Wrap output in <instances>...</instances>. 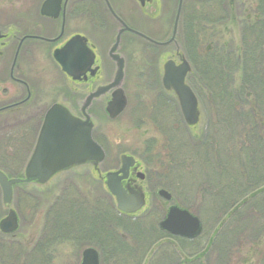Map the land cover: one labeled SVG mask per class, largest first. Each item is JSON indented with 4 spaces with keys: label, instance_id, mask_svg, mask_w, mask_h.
<instances>
[{
    "label": "rangeland",
    "instance_id": "rangeland-1",
    "mask_svg": "<svg viewBox=\"0 0 264 264\" xmlns=\"http://www.w3.org/2000/svg\"><path fill=\"white\" fill-rule=\"evenodd\" d=\"M223 2L183 0L179 25L181 21L184 27L194 17V21L202 19L203 14L212 21L221 11L225 13L222 4L226 2H232L238 14L245 5L243 0ZM177 5L178 0H157L155 15L146 17L135 3V20L124 19L151 39L166 41L172 34ZM238 14L213 25L216 51L222 47L223 54L228 53V60L220 65L204 63L210 52H201L202 58L196 56L183 30L163 46L130 33L122 35L117 51L126 67L119 86L124 89L127 107L111 119L105 113V101L94 100L99 95L91 97V135L106 150L104 163L96 168L79 164L74 170L54 174L43 185L37 182L16 188L9 206L0 193V220L9 207L20 220L17 231L0 236V264H80L87 247L98 250L100 264H225L220 257H226L227 264H264V136L262 141L253 140L259 138V119L264 116V47L261 59L254 58L255 53L249 51L251 39L243 40ZM106 52L102 44L99 53L107 70L101 73L115 79L117 68ZM168 60L189 64L186 82L197 99L196 124L187 123L176 92L164 85ZM43 79L45 84L55 80L67 96L74 86L79 90L78 101L86 94L80 91L83 85H74L57 68H45ZM63 98L61 91L59 100ZM255 101L258 106L252 111L250 104ZM254 116L256 124L252 123ZM16 131L0 130V169L11 176L21 172L23 163L9 160L17 147L3 135ZM16 152L22 161L25 153ZM123 156H133L145 174L143 181L136 182L144 206L130 213L131 217L117 209L104 179L107 172L120 169ZM160 190L167 191L171 201L160 196ZM77 197L102 215L84 205L76 212L71 203ZM170 204L199 218L202 232L194 240L169 239L160 230L158 224ZM253 211L261 215L254 222L246 218ZM83 226L90 227V235L80 239L77 229ZM103 229L107 239L100 245ZM204 252L205 256H199Z\"/></svg>",
    "mask_w": 264,
    "mask_h": 264
},
{
    "label": "flooded vegetation",
    "instance_id": "flooded-vegetation-1",
    "mask_svg": "<svg viewBox=\"0 0 264 264\" xmlns=\"http://www.w3.org/2000/svg\"><path fill=\"white\" fill-rule=\"evenodd\" d=\"M155 2L157 0L145 1L144 4H140L138 0H0V130L7 128L17 130L16 132H5L6 135H3V137L7 142L13 141L15 143L16 151L22 150L25 153L22 161L18 158L19 155L16 151L15 154L12 153L9 157L12 163H23V168L18 175L11 176L0 169L8 179L23 180V182L12 186L13 195L16 188H28L37 183L38 179H42L28 177L26 171L32 162L35 149L40 140L46 114L54 104L59 103L67 108L73 116L85 119L82 115L85 101L91 94L98 93L94 98L99 96L94 100L105 101L104 110L108 115L106 111L107 103L113 92L121 85L119 86L116 83L115 79L112 78V74L106 76L107 74L101 73V70H107V62L100 55V48L102 44H105L106 57L110 60V63H113V66L117 68L119 62H122L123 68H125L126 61L118 55L120 53L117 51V46L120 44L124 33L135 36V33L131 31H135V27L129 25L124 17L135 20V3L144 16L151 17L156 13ZM125 27L130 30H125ZM77 35L85 39L87 48L94 54V63L91 69H95V72L90 73L87 71L78 80H73L63 72L62 74L74 85L81 84L84 86L80 91L83 93L86 91V94L80 101L76 97L79 90H75L74 86L73 89L69 88L71 86H67V89L71 90L70 95L67 96V93H64L63 89L61 90L60 84L55 80H52L50 84H45L43 79V71L47 67H54L61 71L54 53ZM101 42L103 43L101 44ZM121 88L124 92L123 87ZM61 91H63L64 98L59 100ZM81 96L83 95L81 94ZM94 100L90 101L85 109L90 120L92 118L90 108ZM72 103H75L74 107H78V111L72 107ZM92 136L98 143L93 133ZM98 144L101 146L100 143ZM101 148L104 153L102 160V163H104L106 150L102 146ZM130 157L134 159V164L129 167L127 178L121 181L122 186L133 188L141 193V190L136 186V182L138 180L143 181L145 174L141 172L140 164L137 163L136 159L133 156ZM90 164L87 163L81 166H92ZM74 169L75 167H72L69 171ZM139 172L143 175L142 179L139 178ZM101 179L104 182L103 177ZM44 183L39 184L43 185ZM0 193L2 195L1 187ZM15 213L19 228V215L16 211ZM88 229H90L89 226L77 229L78 238L89 237L90 231ZM64 230L63 228L62 232ZM15 231L10 233L0 231V236H10ZM164 232L169 239L174 237L188 240L175 236L168 231ZM73 233L75 234L74 231ZM100 236L99 244L106 243L107 230H101ZM53 239L60 243L59 238L54 237ZM169 243L172 245V240H169ZM0 247H3L1 243ZM95 250L99 255L98 250ZM199 256H205V252ZM220 260L222 263L227 264L226 257H220Z\"/></svg>",
    "mask_w": 264,
    "mask_h": 264
},
{
    "label": "water",
    "instance_id": "water-1",
    "mask_svg": "<svg viewBox=\"0 0 264 264\" xmlns=\"http://www.w3.org/2000/svg\"><path fill=\"white\" fill-rule=\"evenodd\" d=\"M138 1L140 4H144L145 1L150 0ZM182 1L179 0L178 2L172 35L169 40L159 42L139 31H131L154 45L163 46L171 43L177 33ZM125 30L130 29L125 27ZM54 57L59 63L61 70L73 80L80 79L87 71L90 73L95 72V69H91L94 63V54L87 48L85 39L81 36L72 37L64 47L55 51ZM189 70V64L185 60H182L180 64H176L173 60H168L164 66L163 81L166 88H172L176 92L184 119L189 125H193L198 121V110L196 96L185 82V77ZM115 77L116 83L119 84L123 77L122 62H119ZM96 94L98 93L91 94L85 101V105L82 108V114L85 119L73 116L61 104H54L49 109L32 162L26 171L28 177L42 178L38 179V183H44L61 170L87 163H91L96 168L103 160V150L92 139V122L85 112L91 97ZM126 103L124 92L121 87H118L113 92L106 106L109 117L112 119L117 117L124 110ZM133 164L134 159L132 157L123 156L120 169L107 172L104 175L105 185L109 193L115 198L117 209L126 214L136 212L144 205V198L141 193L133 188H124L122 186L121 181L127 178L128 169ZM138 174L139 178L142 179V173L139 172ZM20 182H23V180L8 179L0 171L2 199L6 206H9L12 201V186ZM158 194L166 200L171 199V195L165 190L158 191ZM158 225L164 231L189 239L198 236L202 230L201 222L196 216L175 204L168 207L165 217ZM17 228V215L13 209L9 208L6 216L0 220V231L10 233ZM80 264H100L97 251L92 247L84 249Z\"/></svg>",
    "mask_w": 264,
    "mask_h": 264
},
{
    "label": "trees",
    "instance_id": "trees-1",
    "mask_svg": "<svg viewBox=\"0 0 264 264\" xmlns=\"http://www.w3.org/2000/svg\"><path fill=\"white\" fill-rule=\"evenodd\" d=\"M224 3L223 0H215V2H218L220 4ZM229 1V0H228ZM245 5L242 9V11L240 12V14L236 13L235 10L233 11V5L232 2H226V4H222L224 7V12H220L221 14L217 15V17L214 20H210L209 18H207V15L203 14L202 19H199L197 21H194L193 19L195 18H191V20H188L186 22V25L184 27H182L181 25V21H180V25H179V30H178V35L180 36V33H182L183 31L186 32L187 34V42L193 46L194 50L196 49L197 53L196 56L198 55V57H201L202 54L201 52H210V57L207 59V57L204 60L205 64L208 63H216L217 65L219 64H224L228 59L226 57H228V53L223 54L222 51V47H219L220 50H217V46H215L214 39H215V34H214V29L215 27L213 26L214 24L220 22L223 23L225 21H229V19L233 20L234 17L238 14L240 15V17L237 19V21H239V23H241V30L243 33V40L245 38H249L251 39V46L249 51L253 53H255V55L253 56L254 58H258L261 59L263 52H261V49L264 47V0H250L245 1ZM237 3V2H236ZM232 5V6H231ZM237 6H234V8L236 9ZM221 25V24H219ZM213 26V27H212ZM183 30V31H182ZM208 37H211L212 40L208 39ZM207 39V40H206ZM213 46V49H211ZM256 56V57H255ZM202 58V57H201ZM264 83V82H263ZM262 83V84H263ZM264 85V84H263ZM258 104L256 103V101L251 105V109L252 111L257 109ZM253 119V124H256L255 121L257 118H255V116L252 118ZM259 119V118H258ZM262 119V120H261ZM264 116L261 117L259 119V121H262L261 124V132L258 138V135L256 136V138L254 137L253 140H261L262 136H264V131H263V126H264ZM255 126V125H253ZM262 141V140H261ZM74 200V203H71V206L74 207L75 211L79 213L80 210L77 209V207L84 205L86 208L88 206L89 210L95 214V215H102V213H100V211L96 210V207H91V204L87 201L81 202L80 199L77 197ZM246 201L241 202V204H244ZM241 206V205H239ZM108 210V209H107ZM110 213V212H109ZM256 212H251L250 214L246 215V218H250L252 222H254L255 220H259L261 218L260 213L255 214ZM94 215V216H95ZM126 216V215H124ZM129 217V216H127ZM105 219V218H104Z\"/></svg>",
    "mask_w": 264,
    "mask_h": 264
},
{
    "label": "snow or ice",
    "instance_id": "snow-or-ice-1",
    "mask_svg": "<svg viewBox=\"0 0 264 264\" xmlns=\"http://www.w3.org/2000/svg\"><path fill=\"white\" fill-rule=\"evenodd\" d=\"M69 55H71V54H69Z\"/></svg>",
    "mask_w": 264,
    "mask_h": 264
}]
</instances>
